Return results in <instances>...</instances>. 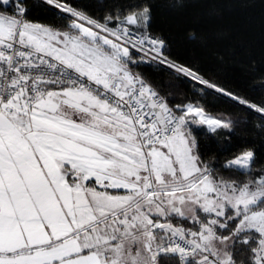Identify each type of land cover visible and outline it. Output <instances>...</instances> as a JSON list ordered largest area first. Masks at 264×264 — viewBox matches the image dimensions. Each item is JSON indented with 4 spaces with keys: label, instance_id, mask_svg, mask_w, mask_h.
Segmentation results:
<instances>
[{
    "label": "snow or ice",
    "instance_id": "1",
    "mask_svg": "<svg viewBox=\"0 0 264 264\" xmlns=\"http://www.w3.org/2000/svg\"><path fill=\"white\" fill-rule=\"evenodd\" d=\"M39 2L47 22L0 0V264H264V101L172 58L152 28L162 0ZM145 65L258 114L251 142L213 162L197 127L234 135L247 121L170 100Z\"/></svg>",
    "mask_w": 264,
    "mask_h": 264
},
{
    "label": "trees",
    "instance_id": "2",
    "mask_svg": "<svg viewBox=\"0 0 264 264\" xmlns=\"http://www.w3.org/2000/svg\"><path fill=\"white\" fill-rule=\"evenodd\" d=\"M73 3L93 9L94 0H73ZM29 6L33 19L47 22L51 13L46 6L36 0H29ZM152 28L169 38L172 58L198 69L206 79H212L228 92L256 103L264 101V88L256 79L264 76L262 0H219L217 8L196 6L184 11H177L162 0L154 8ZM193 29L204 38L191 41L188 34ZM139 71L169 93L170 100L199 102L213 116L247 121L236 128L234 135L223 129L213 133L204 126L197 127L201 151L213 162L230 158L253 139L252 125L259 122L255 112L161 66L145 65Z\"/></svg>",
    "mask_w": 264,
    "mask_h": 264
},
{
    "label": "built area",
    "instance_id": "3",
    "mask_svg": "<svg viewBox=\"0 0 264 264\" xmlns=\"http://www.w3.org/2000/svg\"><path fill=\"white\" fill-rule=\"evenodd\" d=\"M36 1L39 2V0H36ZM163 68H165V67H163ZM165 69H167V68H165ZM167 70H169V69H167ZM170 71H171V70H170ZM171 72H172V71H171ZM177 75H178V74H177ZM179 76H181V77H183V78L189 80L190 82H192V83H194V84H196V85H198V86H201V85L197 84L196 82L192 81L190 78L184 77V76H182V75H179ZM201 87H202V86H201Z\"/></svg>",
    "mask_w": 264,
    "mask_h": 264
},
{
    "label": "rangeland",
    "instance_id": "4",
    "mask_svg": "<svg viewBox=\"0 0 264 264\" xmlns=\"http://www.w3.org/2000/svg\"><path fill=\"white\" fill-rule=\"evenodd\" d=\"M202 88H204L203 86H202ZM204 89H206V88H204ZM220 94V93H219ZM225 119H230V120H232L233 122H235L232 118H225Z\"/></svg>",
    "mask_w": 264,
    "mask_h": 264
},
{
    "label": "water",
    "instance_id": "5",
    "mask_svg": "<svg viewBox=\"0 0 264 264\" xmlns=\"http://www.w3.org/2000/svg\"><path fill=\"white\" fill-rule=\"evenodd\" d=\"M213 91V90H212ZM213 92H215V91H213ZM215 93H217V92H215ZM229 100H231V101H233V102H235V103H237L236 101H234L233 99H230V98H228Z\"/></svg>",
    "mask_w": 264,
    "mask_h": 264
}]
</instances>
